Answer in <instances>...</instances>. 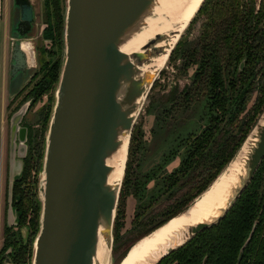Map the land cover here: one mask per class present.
I'll use <instances>...</instances> for the list:
<instances>
[{
    "label": "trees",
    "instance_id": "16d2710c",
    "mask_svg": "<svg viewBox=\"0 0 264 264\" xmlns=\"http://www.w3.org/2000/svg\"><path fill=\"white\" fill-rule=\"evenodd\" d=\"M62 1L43 0L42 37L51 40V49L37 46L38 70L11 99L22 95L8 118L28 99V110L44 95L49 102L40 107L34 121L22 120L27 152L22 172L13 182L16 224L3 225L0 264H31L41 208L37 174L63 61ZM197 18L202 20L200 33L191 39L182 36L167 61L174 62L188 83L161 98L151 96L146 109L154 117L151 139H145L141 123L133 126L113 225V264L136 240L183 212L225 169L264 113V0H204L186 30ZM195 115L199 131L177 127L178 120L185 124ZM154 126L162 137L158 151L153 148ZM154 156L157 162L150 165ZM129 198L134 208L126 226ZM254 223L239 264H264V157L217 223L156 264H236Z\"/></svg>",
    "mask_w": 264,
    "mask_h": 264
},
{
    "label": "water",
    "instance_id": "95a60500",
    "mask_svg": "<svg viewBox=\"0 0 264 264\" xmlns=\"http://www.w3.org/2000/svg\"><path fill=\"white\" fill-rule=\"evenodd\" d=\"M167 1L65 0L63 61L37 182L41 208L31 264H102L100 244L106 249L104 262L110 264L133 126L156 77L204 0L187 22L173 20L165 10ZM37 17L32 0H12L8 89L19 76L31 78L37 66L31 35ZM30 102L24 101L9 117L7 219L12 222L7 226L16 224L13 182L26 157L27 129L21 123ZM255 128L257 140L246 159V174L222 213L210 221L186 225L182 240L163 245L151 264L217 223L236 201L264 157V113L251 132ZM123 149L125 158L117 162L122 163V174L115 180L113 161ZM254 226L239 249L236 264Z\"/></svg>",
    "mask_w": 264,
    "mask_h": 264
},
{
    "label": "bare ground",
    "instance_id": "6f19581e",
    "mask_svg": "<svg viewBox=\"0 0 264 264\" xmlns=\"http://www.w3.org/2000/svg\"><path fill=\"white\" fill-rule=\"evenodd\" d=\"M201 0H168L165 10L172 16L173 20L187 22L193 15ZM164 58L160 60L163 63ZM262 121V120H261ZM250 147L247 140L243 143L234 159L225 167L212 184L190 204L189 214L185 211L174 216L160 227L139 239L119 264H151L159 254L163 245L169 242L176 244L181 241V232L186 225L192 226L203 221H210L222 213L229 200L233 197L236 189L240 186L242 178L246 174V159ZM125 158L123 149L113 161L116 170L113 179H118L122 174V163L117 164ZM154 252L155 255L153 254ZM106 249L100 244L99 257L102 264L105 261ZM107 258V257H106Z\"/></svg>",
    "mask_w": 264,
    "mask_h": 264
},
{
    "label": "rangeland",
    "instance_id": "374dc122",
    "mask_svg": "<svg viewBox=\"0 0 264 264\" xmlns=\"http://www.w3.org/2000/svg\"><path fill=\"white\" fill-rule=\"evenodd\" d=\"M42 1L43 0H32L33 4H34V8L37 14V19L35 22V27L32 31V37H33V41H34V45H35V52H36V60L38 58L39 55V51L37 50V46H42V47H46L48 49H51V40L50 39H45L42 37V29L44 28V26L46 25L44 22V18H43V6H42ZM10 10L12 11V0H10ZM62 4L65 5V0L62 1ZM10 11V13H11ZM201 18H197V20L195 22H193V24H191V26L188 28V30H184L183 35L184 37L187 38H194L196 37L199 33H200V25H201ZM9 26L10 27V18H9ZM10 29V28H9ZM11 40V36H10V30H9V38H8V55H7V59H6V68H5V77H4V86H5V90L6 87H8V63H9V43ZM39 48V47H38ZM178 62H176L177 65ZM174 62H166L165 65L163 66V68L161 69V71L159 72L158 76L156 77V84L154 86V88H152L148 94V97L146 99V101L144 102V105L136 119L135 123H141L142 127H143V131H144V136L145 139H150V128L152 126V122L154 121V117L152 115H149L146 112L148 103L150 101L151 96L155 97V98H161L163 96H165V94L167 95L168 91L171 90L173 87H183L186 83H188V77L186 79V77L183 76V74L181 72H178V69H176L174 66ZM38 70V62H37V66L36 68L33 70V74ZM33 76V75H32ZM31 76V78H32ZM28 78L26 79H22L20 76L14 81V85L12 86L11 89H7V94L5 93V136L3 139V144H4V155H3V163L5 165L6 168V172H5V178H4V190H3V205H2V213L0 216V246L2 243V230H3V225L7 222H12L11 219H7V183H8V160H9V118H8V114L10 112V110L17 104L19 103V100L21 98L22 95L18 96L17 98H15L14 100H11L14 96V94H16L17 92H19L23 87H26V84L28 83V81L31 79ZM29 87L25 88L22 92V94H24ZM7 95V96H6ZM49 102V99L47 97V95H44L39 101H37V103L26 112L25 116L23 117L24 120L23 122H31L32 120L34 121L35 119V115H37V111L40 109L41 106H46ZM54 103V101H53ZM20 106V105H19ZM182 113H179L177 115L178 118H180V115ZM11 115V114H10ZM185 121V120H184ZM262 121H260L261 123ZM22 124V123H21ZM40 124V123H39ZM39 124L37 125L38 129ZM177 127L178 128H182L183 132H189V131H199L200 127H199V122H198V117L195 115L193 117V119H191L190 121H188L185 124H182V122H180L178 120L177 122ZM154 132L152 135V141L154 143L153 148L154 151H158L159 148L162 149V137L160 135V130H158L157 126H154ZM257 132H258V128H255L251 134L248 136L247 140V145L250 147L249 152L251 151L252 147L255 145V141L257 140ZM157 162V158L156 156H154L151 161H150V165L151 163H155ZM176 164V162L172 163L169 168H171L172 166H174ZM40 173V172H39ZM39 173L37 174V182H38V178H39ZM133 208H134V201L129 198L127 200V207H126V216H125V225L128 226L129 221L132 218L133 215ZM23 235L26 234V229L23 228ZM113 260L110 259V264H112Z\"/></svg>",
    "mask_w": 264,
    "mask_h": 264
},
{
    "label": "crops",
    "instance_id": "0c3cea01",
    "mask_svg": "<svg viewBox=\"0 0 264 264\" xmlns=\"http://www.w3.org/2000/svg\"><path fill=\"white\" fill-rule=\"evenodd\" d=\"M10 0H0V216L3 205V190L6 168L3 163L5 136V93L7 89L4 86L6 59L8 55V38H9V18H10ZM7 96V95H6Z\"/></svg>",
    "mask_w": 264,
    "mask_h": 264
},
{
    "label": "flooded vegetation",
    "instance_id": "af4514ba",
    "mask_svg": "<svg viewBox=\"0 0 264 264\" xmlns=\"http://www.w3.org/2000/svg\"><path fill=\"white\" fill-rule=\"evenodd\" d=\"M42 6H43V1H42ZM46 26V25H45ZM44 26V27H45ZM35 27V26H34ZM42 31H43V29H42ZM32 35V34H31ZM153 123H154V121L152 122V126H151V128H150V130L152 129V127H153ZM23 125V124H22ZM24 126V125H23ZM150 139H151V136H150ZM5 261H8V260H5Z\"/></svg>",
    "mask_w": 264,
    "mask_h": 264
},
{
    "label": "built area",
    "instance_id": "2783aa9c",
    "mask_svg": "<svg viewBox=\"0 0 264 264\" xmlns=\"http://www.w3.org/2000/svg\"><path fill=\"white\" fill-rule=\"evenodd\" d=\"M157 81V80H156Z\"/></svg>",
    "mask_w": 264,
    "mask_h": 264
}]
</instances>
